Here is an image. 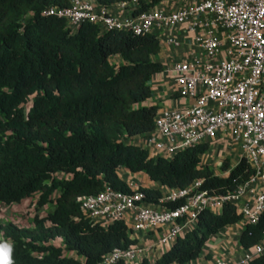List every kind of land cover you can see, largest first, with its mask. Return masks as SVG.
<instances>
[{"label": "trees", "instance_id": "16d2710c", "mask_svg": "<svg viewBox=\"0 0 264 264\" xmlns=\"http://www.w3.org/2000/svg\"><path fill=\"white\" fill-rule=\"evenodd\" d=\"M96 1L108 6L127 0ZM68 6L69 0H0V204L36 198L30 226L0 222V245H12L13 264H100L113 250L136 244L122 222L90 223L77 203L106 185L132 193L119 167L143 172L171 189L201 181L198 190L211 195H226L254 173L241 158L226 177L215 175L201 163L205 144L167 160L153 159L131 142L154 130L158 108L143 102L150 97L147 82L162 71L152 60L161 46L152 35L100 32L88 22L70 33L63 18L43 14ZM113 55L122 59L119 65H110ZM228 167L224 160L221 170ZM137 190L150 204L162 197L158 189ZM46 205L50 209L39 213ZM240 219L227 203L219 213L202 210L196 228L171 244L155 264L198 258L210 236ZM263 235L264 211L257 222L245 224L239 244L248 249ZM59 237L62 248L49 244ZM247 264H264V256Z\"/></svg>", "mask_w": 264, "mask_h": 264}, {"label": "built area", "instance_id": "2783aa9c", "mask_svg": "<svg viewBox=\"0 0 264 264\" xmlns=\"http://www.w3.org/2000/svg\"><path fill=\"white\" fill-rule=\"evenodd\" d=\"M43 14L63 18L70 33L88 22L100 32L152 35L161 49L176 50L169 85L172 96L184 103L160 108L154 130L136 145L153 159L167 160L198 144L212 154L219 145L237 146L239 160L244 158L254 172L226 195L199 191L201 181H195L184 189L166 187L156 204L137 188L123 193L106 185L77 199L88 222H122L129 237L160 230L157 244L166 248L196 228L202 210L219 213L224 203L234 207L244 224L257 222L264 211V0H127L108 6L69 0L68 7H51ZM22 201L35 204L36 198ZM49 244L62 248V239ZM154 248L136 243L115 249L100 264H153ZM250 250L239 263L218 264H247L264 256V235Z\"/></svg>", "mask_w": 264, "mask_h": 264}, {"label": "crops", "instance_id": "0c3cea01", "mask_svg": "<svg viewBox=\"0 0 264 264\" xmlns=\"http://www.w3.org/2000/svg\"><path fill=\"white\" fill-rule=\"evenodd\" d=\"M152 60L157 61L162 65V71L153 74L147 82V85L150 88V97L143 102V105H154L159 110L160 108L175 107L183 104V100L172 96L171 85H169L172 78V72L170 69L177 60V51L167 47L162 48L158 54L152 56ZM121 62L122 59L118 55H113L109 58V63L112 66L119 65ZM138 140L139 138L134 137L131 142L138 144ZM200 158L201 163L209 166L217 176H219L222 172V170H220L222 163L221 159L225 158L228 161L229 167L226 171L222 172L223 176L221 177H226L229 170L238 163L240 154L237 146L225 147L223 145H219L213 154L205 152L200 156ZM117 171L123 179L134 176V182H132L133 185L136 184L140 187L158 189L162 194L168 190L166 187H161L158 183L149 180L143 172L130 173L124 167H119ZM217 171L219 174H216ZM244 227L245 224L241 220L224 226L217 234L210 236L206 240L198 258L181 264H218L222 261L229 263L241 262L246 254L251 253L250 248L243 249L239 244V236ZM160 233V230H153L149 233L138 232L130 236V238L136 240V243L154 244L155 248L153 258L158 259L162 252L165 249H168L157 244ZM67 254L68 256L75 257L72 252H68Z\"/></svg>", "mask_w": 264, "mask_h": 264}, {"label": "rangeland", "instance_id": "374dc122", "mask_svg": "<svg viewBox=\"0 0 264 264\" xmlns=\"http://www.w3.org/2000/svg\"><path fill=\"white\" fill-rule=\"evenodd\" d=\"M222 172L219 174V172L217 171L216 174H219V176L221 177L223 176ZM133 178L134 176L126 178V183L130 186L131 189L140 187L139 185L132 184V182H134ZM33 208H35V204H33L32 201H22L21 203H18L11 208H0V220H9L10 222H14L20 226H30L31 219L34 214ZM49 209V206L46 205L43 207V209L39 210V213H46Z\"/></svg>", "mask_w": 264, "mask_h": 264}, {"label": "clouds", "instance_id": "9594fccd", "mask_svg": "<svg viewBox=\"0 0 264 264\" xmlns=\"http://www.w3.org/2000/svg\"><path fill=\"white\" fill-rule=\"evenodd\" d=\"M14 205H16V203H13L11 205L10 204H7V205H3V204L1 205L0 204V208H11ZM0 222L7 223V222H10V221L9 220L8 221L7 220H0ZM12 223H14V222H12ZM25 241H28V240L25 239ZM12 252H13V248H12L11 244H2V245H0V264H13ZM65 255L68 256L67 253Z\"/></svg>", "mask_w": 264, "mask_h": 264}]
</instances>
